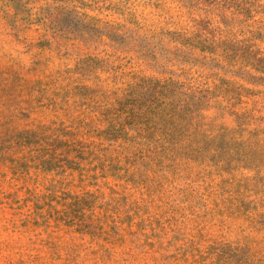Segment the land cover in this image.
Returning a JSON list of instances; mask_svg holds the SVG:
<instances>
[{
    "label": "rangeland",
    "instance_id": "374dc122",
    "mask_svg": "<svg viewBox=\"0 0 264 264\" xmlns=\"http://www.w3.org/2000/svg\"><path fill=\"white\" fill-rule=\"evenodd\" d=\"M0 264H264V0H0Z\"/></svg>",
    "mask_w": 264,
    "mask_h": 264
},
{
    "label": "trees",
    "instance_id": "16d2710c",
    "mask_svg": "<svg viewBox=\"0 0 264 264\" xmlns=\"http://www.w3.org/2000/svg\"><path fill=\"white\" fill-rule=\"evenodd\" d=\"M248 75H251L250 73H248ZM53 142H57V140H54ZM43 163H45V162H43Z\"/></svg>",
    "mask_w": 264,
    "mask_h": 264
}]
</instances>
